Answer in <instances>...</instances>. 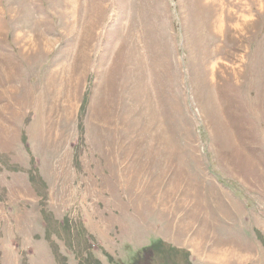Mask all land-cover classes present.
Listing matches in <instances>:
<instances>
[{
	"label": "rangeland",
	"instance_id": "374dc122",
	"mask_svg": "<svg viewBox=\"0 0 264 264\" xmlns=\"http://www.w3.org/2000/svg\"><path fill=\"white\" fill-rule=\"evenodd\" d=\"M0 81L15 85L9 96L25 108L23 120L2 119L13 112L1 110L11 101L0 84V202L7 176L32 184L45 209L27 202L26 216L2 224L0 264L14 252L22 264L42 253L57 264L44 237L70 252L68 233L86 217L73 208L85 213L103 190L119 188L135 208L138 183L152 197L171 183L186 193L202 164L264 225V0H0ZM54 171L60 183L31 182ZM57 207L60 220L49 209ZM94 241L82 247L109 254ZM117 251L121 264L151 255Z\"/></svg>",
	"mask_w": 264,
	"mask_h": 264
},
{
	"label": "crops",
	"instance_id": "0c3cea01",
	"mask_svg": "<svg viewBox=\"0 0 264 264\" xmlns=\"http://www.w3.org/2000/svg\"><path fill=\"white\" fill-rule=\"evenodd\" d=\"M14 78L15 76L12 75L13 84ZM0 84L2 86L8 84L4 86L6 90L1 92V96L10 98L11 101L7 102V106L2 107L1 110L13 112V115L1 118L5 120L15 118L20 121L25 108L16 107V100L9 96L11 93L14 94L15 85L9 86V81H0ZM3 111L0 112L4 114ZM19 131H21L22 139V127ZM15 135H17L15 136L17 141L18 134ZM14 147L18 149L17 146ZM48 177V181L42 179L47 185L60 183L59 179L63 176L54 171L50 172ZM192 178L187 181L189 187L186 193L174 192V186L171 183L170 188L173 191L156 197H152L151 192L144 193V185L138 183L135 208H127L126 197L123 195V193L128 194L125 188H119L117 194H111L109 189L103 190V197L100 198V195L96 197L97 203L102 201V206L99 203L96 205L95 200L88 205L85 213L79 211V214L76 208H73L69 214L71 216L86 215L85 219L82 218L86 237L96 240L97 242L94 241V243L96 242L98 247L108 251L112 257L111 264L118 262L113 255L121 246L128 245L130 248L142 251L159 240L186 249L192 264H264V225L252 224L255 212L250 205L248 206L249 203L247 204L238 192L232 190L234 188L227 182L218 181L212 176L206 164H202V179ZM5 179L2 183L7 191L2 199L3 203L0 202V234L2 224L11 227L15 216L28 214V209L25 208L27 202L37 206L41 203L40 194L35 188L32 190V184L18 182L21 186L17 187L12 177L6 176ZM122 179L119 183L127 184ZM15 187L18 189L16 190ZM59 208L63 209L62 207L49 208L55 212L57 220L64 216L62 210H57ZM40 209L42 210L39 207L36 211ZM67 221L71 222L69 219ZM44 234L35 233L33 238L39 240ZM44 239L48 241L46 235ZM66 247L69 248L68 245ZM58 248L67 262L73 256L78 263L72 250L68 252L61 245H58ZM105 256L99 258L100 262L104 263L107 258ZM21 257V252H14L7 258V264H22ZM34 260L33 262L31 255L28 254L25 264H45V253L34 256Z\"/></svg>",
	"mask_w": 264,
	"mask_h": 264
},
{
	"label": "trees",
	"instance_id": "16d2710c",
	"mask_svg": "<svg viewBox=\"0 0 264 264\" xmlns=\"http://www.w3.org/2000/svg\"><path fill=\"white\" fill-rule=\"evenodd\" d=\"M22 140L24 142L25 138ZM35 181V182H34ZM36 181L42 183L45 185L44 181L42 180L41 177L38 178H31V182L36 183ZM44 196L41 195V198H43ZM43 204H41V208L42 210H45L42 206ZM44 218L47 220L46 218V214H43ZM56 223V221H55ZM62 225H64L65 227H68V221L67 219H64V221L61 223ZM78 229L77 231H72L69 234L70 239H73L72 243H68L70 250L73 251V253L75 254L77 260H78V264H101L100 260L93 254V252L91 251L90 246H88V244H86L85 247H82V240L83 243L86 242V238H88V236L86 237V231L83 228L82 225H77ZM64 227V229H66ZM50 234V233H49ZM48 234V238L46 235V238L48 239V241H50V246L52 248L53 254L56 258V263L57 264H66V257L64 255H62L58 249V246L54 243H52V240L50 239V235ZM86 237V238H85ZM76 241V243H75ZM264 242V240H263ZM153 249L155 251V254L158 256L160 262H162L163 264H191L189 261V257L188 254L186 252H184L183 250L177 249L175 247H172L170 245H167L166 243L162 242V241H156L155 243L151 244L148 247H145L144 249H142L143 253H150L151 255L149 257H145L146 258V263L145 264H156L153 262H156V258L153 257ZM178 254H183V258L181 259L180 262H178V260H174V257H177ZM106 257L111 261L112 257L109 254H106ZM61 262V263H60ZM135 263V262H134ZM116 264H121L120 262H117Z\"/></svg>",
	"mask_w": 264,
	"mask_h": 264
},
{
	"label": "bare ground",
	"instance_id": "6f19581e",
	"mask_svg": "<svg viewBox=\"0 0 264 264\" xmlns=\"http://www.w3.org/2000/svg\"><path fill=\"white\" fill-rule=\"evenodd\" d=\"M231 4H233V3H230V5H231ZM234 5H235V4H234ZM234 5H233V7H237V6H234ZM234 10H235V9H234ZM221 11H222V9H221ZM240 16H241V15H237V17H238L239 19H240ZM221 18H222V17H221Z\"/></svg>",
	"mask_w": 264,
	"mask_h": 264
},
{
	"label": "built area",
	"instance_id": "2783aa9c",
	"mask_svg": "<svg viewBox=\"0 0 264 264\" xmlns=\"http://www.w3.org/2000/svg\"><path fill=\"white\" fill-rule=\"evenodd\" d=\"M94 246V245H93Z\"/></svg>",
	"mask_w": 264,
	"mask_h": 264
}]
</instances>
